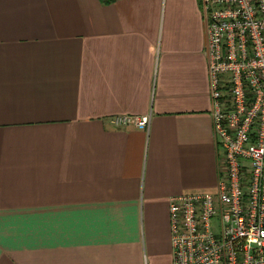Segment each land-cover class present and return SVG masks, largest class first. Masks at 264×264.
Wrapping results in <instances>:
<instances>
[{"label": "crops", "instance_id": "obj_1", "mask_svg": "<svg viewBox=\"0 0 264 264\" xmlns=\"http://www.w3.org/2000/svg\"><path fill=\"white\" fill-rule=\"evenodd\" d=\"M206 44L201 0H0V264H172L221 165Z\"/></svg>", "mask_w": 264, "mask_h": 264}, {"label": "built area", "instance_id": "obj_2", "mask_svg": "<svg viewBox=\"0 0 264 264\" xmlns=\"http://www.w3.org/2000/svg\"><path fill=\"white\" fill-rule=\"evenodd\" d=\"M201 2L221 165L215 193L169 199L172 264H264V0ZM109 121L143 130L150 115Z\"/></svg>", "mask_w": 264, "mask_h": 264}]
</instances>
